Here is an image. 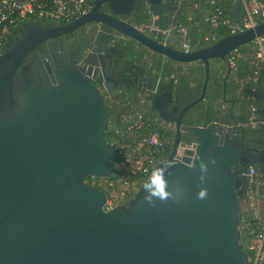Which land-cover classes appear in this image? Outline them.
Masks as SVG:
<instances>
[{"label":"water","instance_id":"95a60500","mask_svg":"<svg viewBox=\"0 0 264 264\" xmlns=\"http://www.w3.org/2000/svg\"><path fill=\"white\" fill-rule=\"evenodd\" d=\"M103 4L107 13L99 11ZM141 6L158 26L163 12L177 9L165 0H94L72 22L30 23L3 47L0 264H247L238 230L247 201L245 173L257 162L264 177V148L256 156L248 154L237 138L245 139L243 127L230 126L222 116L209 121L197 104L205 97L210 61L228 65V55L264 35V22L185 52L130 23ZM240 10L234 1L231 17ZM90 23L175 63L201 62L205 74L200 95L174 118L166 107L173 101L172 83L161 94L163 81L156 82L154 92L147 89L150 110L175 124L172 147L125 204L109 209L105 195L84 178H108L115 171V154L104 139L109 111L100 88L109 91L108 83L118 78L109 75L103 61L100 68L78 67L66 44L63 51L51 46L52 40ZM37 47L44 57L37 61L33 55L19 68ZM124 54L130 67L128 48L116 58ZM111 70L130 74L120 67ZM229 72L228 67L223 101ZM260 83L258 77L255 84ZM185 135L191 143L181 140Z\"/></svg>","mask_w":264,"mask_h":264},{"label":"trees","instance_id":"16d2710c","mask_svg":"<svg viewBox=\"0 0 264 264\" xmlns=\"http://www.w3.org/2000/svg\"><path fill=\"white\" fill-rule=\"evenodd\" d=\"M213 2V3H212ZM234 0H178L179 11L180 14L176 21L172 25L171 34L174 35V38L169 39V46L173 48H179L181 45V40L185 38V41L189 44L191 50H198L205 48L211 44H213L218 39L229 35L227 31H225L220 26L213 27L210 22L205 20V15L210 14L215 5H219L224 14H226L229 18L231 17L230 8L233 5ZM92 4V3H91ZM237 17V16H236ZM235 17V18H236ZM237 19V18H236ZM235 19V20H236ZM56 24L63 25L64 22L53 21ZM151 22V16L149 13L142 9L141 7L134 10L130 17V23L137 27H144ZM49 22H41L43 26H47ZM28 25H23V30ZM163 28H166L164 26ZM19 29L13 31L4 41V43L11 37H14L18 34ZM179 30V31H178ZM182 30L185 35L183 36ZM146 33V32H145ZM148 34V33H146ZM151 37L153 35L148 34ZM214 37V41H206L205 37ZM165 36L159 35L158 41L163 42ZM250 44L242 45L236 49L235 52H232L227 57L233 56L232 64L229 62V77L226 82V89H244V92L247 88V82L249 77L253 73V67L249 64V61L252 58V51L248 49ZM128 50L133 57L135 48L132 46V43H128ZM138 50V49H137ZM139 58H147V61L144 62L143 68L147 69L148 73L152 75H160L162 78L171 77L176 79H184L185 82L193 87V89L197 90V96L201 92V88L203 85V81L205 78L204 67L201 62L192 63L188 66L176 67L175 62L164 59L163 57L150 56L149 53L144 49H140ZM228 65L220 60H211L210 61V72H209V81L206 86V93L204 99L199 103V106L207 111V118L209 121H214L217 118L221 117V101L223 94V80L228 71ZM120 109L122 111H129V114H132L136 120H138V116L142 115L145 118H153L158 117L155 113H153L149 108H140L136 107L128 96L124 94L120 95L118 98ZM115 107V104L112 105ZM119 110V111H121ZM160 120V119H159ZM161 121V120H160ZM166 124V123H163ZM132 122L121 124V122L116 123L115 119L109 121L108 127L104 134V139L107 145L113 150L115 154V163H119L124 160V155L133 160L134 158L141 155V152L138 149L141 147L140 143L146 137H149L150 132L153 131L154 126L147 128H130ZM168 127L164 132L165 136L171 140L173 143L175 131L168 124ZM181 140L186 143H191V138L187 135L181 136ZM164 149L159 153H153L152 156L155 158V162H159L163 160L168 154L170 148ZM143 151V147L140 148ZM127 164H130L128 162ZM125 172L123 170H118L115 168V171L108 178H98L87 176L84 180L88 184L95 185L104 195L106 201L110 198H113L114 195H119L122 190L123 181L125 180ZM257 180L264 182V177L259 174L256 178ZM104 181L103 183H97V181ZM127 180L132 182L130 185V193L128 194L127 199L131 198L135 191L142 185L145 177L143 175L138 174V176H128ZM133 188V189H132ZM257 192L264 199V184L259 185L257 187ZM120 201L115 205L122 204L126 202ZM244 206L240 211V220H239V233H240V244L243 246L244 251L248 254L246 249V236H244L241 232V219L244 212Z\"/></svg>","mask_w":264,"mask_h":264},{"label":"flooded vegetation","instance_id":"af4514ba","mask_svg":"<svg viewBox=\"0 0 264 264\" xmlns=\"http://www.w3.org/2000/svg\"><path fill=\"white\" fill-rule=\"evenodd\" d=\"M165 2H168L169 5L173 7H177V9L175 11L163 12V16L158 21V23H160L159 27L163 28L164 26H166L172 28V25L180 14L178 0H165ZM141 8L146 10L144 6H141ZM99 11L101 13H107V5L103 4L100 7ZM168 23H170V25H168ZM22 30L23 27H20L18 30V34ZM84 32L85 35H83ZM144 32L153 35V38L155 40H157L158 36L161 35L150 31ZM18 34L14 37L9 38L5 43H3V45L1 46V52L5 44L9 40L17 38ZM174 37L175 36L169 32V34L165 36L163 43L169 45V39H172ZM130 42L131 41L127 40V38L123 37L112 29H109L101 24L90 23L73 31L70 34L62 35L56 38L55 40H52L51 46L58 51H63V44H66L68 46L67 51L71 54V59L75 61L78 67H92L93 69L97 67L100 68L101 63L103 61L105 63V68L110 71L109 75L118 78L117 83H114L112 81L108 83V86L110 87L109 91H107L102 86L100 88L104 103L109 111L108 123L113 118L115 119L116 123L121 122V124H126L130 121L128 118L129 115L127 113H130L131 110L122 111L120 109L118 98L122 94L128 96L131 101L134 102L133 104L136 107L149 108L150 104L149 101L146 99L148 96L147 89H150L152 92H154L155 84L158 80L163 81L162 86L164 87L159 89V94L166 91V86L172 83L171 93L173 101L168 104L166 103V107L168 112L171 113V116L173 118L176 117L180 112L181 108L185 104L190 103L194 98H197L201 92L197 96V90L193 89L191 85L187 84L184 79H174V76L162 78L160 75L157 76L148 73L147 69L143 68V64L145 61H147V58H139V51L140 49H144L147 53H149L151 57L157 56V54L150 52L144 47L138 46L133 42H131L132 45L137 47H135L134 49L135 52L133 58L130 61V63L132 62L130 64V67L127 66V61H125V59L127 58L125 57V54L122 56L120 55V58L116 57H118L120 51L122 52V50H125V48L127 51L128 43ZM33 55H35L37 61L41 60L44 57V54L41 53L40 49L37 47L33 51H31L28 57L23 60L19 68L22 65L28 63L29 58ZM233 56L231 55L230 57L226 58V62H228V65L229 60L232 59ZM174 66L186 67L188 65L176 63L174 64ZM114 67H120L121 70L123 69V71H128L129 69L130 74L117 75L111 70ZM255 82L256 81H253L250 76L247 82V88L245 92L242 88L236 90L229 88L226 89V100L221 101L222 105L224 104L228 106L221 107L222 120L228 122L230 126L238 125L244 128L245 139L243 140V142L240 140L239 136H237V138L241 143V148L252 156H256L264 148V126H262L264 124V81L261 80V83L259 85H256ZM107 94L111 98V103L106 97ZM199 103L197 104V108H201L199 106ZM114 104L115 107L112 106ZM237 106L242 107L240 109V112L233 113L232 115V108L234 109ZM173 109H175V114H172L174 113ZM233 122H235L236 124H234ZM168 125L175 131V124L172 123ZM253 167L259 172L260 166L257 162L254 163ZM125 203L126 202L122 204ZM242 206L245 207V201L242 202Z\"/></svg>","mask_w":264,"mask_h":264},{"label":"built area","instance_id":"2783aa9c","mask_svg":"<svg viewBox=\"0 0 264 264\" xmlns=\"http://www.w3.org/2000/svg\"><path fill=\"white\" fill-rule=\"evenodd\" d=\"M234 1H238L241 4L237 19L229 18L219 5H215L212 12L205 15V20L210 22L213 27L220 26L229 34H234L264 22V0ZM92 5L93 0H0V52L5 39L23 25L53 21L68 24L87 13ZM139 28L142 31L155 32L163 36H166L172 30L169 27L161 28L153 21ZM182 34L183 36L185 35L183 30ZM205 40L214 41V37H205ZM248 44H250L248 49L253 53L249 61V64L254 68L251 79L256 81L260 77L264 81V35ZM180 49L185 52L191 51L185 38L181 40ZM229 62L232 64V59ZM128 118L130 120L129 123L132 122L130 128H136L137 130L152 126L154 128L150 132L149 137H145L140 143V146L143 147V151L140 150L141 147L138 149L141 155L133 160L124 155V160L118 164L115 163L116 169L123 170L126 174L119 194L121 199L124 200L127 199L130 193V185L133 184L127 180V177L140 174L145 179L148 178L153 174V168L157 163L152 154L159 153L172 145L171 140L164 134L168 126L163 124L165 122L159 117L149 119L139 115L138 120H136L132 114H129ZM188 148H192L191 145ZM180 151L179 149L177 155H180ZM128 162L130 164H127ZM259 174L253 166L249 167L245 173L247 179V201L243 210L246 214L243 215L240 221V228L242 234L247 238V264H264V199L257 192V187L263 185L264 182L256 179ZM106 205L107 202L104 205L105 209L111 208Z\"/></svg>","mask_w":264,"mask_h":264},{"label":"rangeland","instance_id":"374dc122","mask_svg":"<svg viewBox=\"0 0 264 264\" xmlns=\"http://www.w3.org/2000/svg\"><path fill=\"white\" fill-rule=\"evenodd\" d=\"M106 97H107V99H108V101H110V103H111V98H110V96L107 94L106 95ZM222 105V104H221ZM223 107H228L227 105H223ZM103 183L104 181L102 180V181H97V183ZM120 201H124V199H121V196L120 195H114L113 196V198H109L106 202H107V207H112L113 205H115L116 203H119Z\"/></svg>","mask_w":264,"mask_h":264},{"label":"crops","instance_id":"0c3cea01","mask_svg":"<svg viewBox=\"0 0 264 264\" xmlns=\"http://www.w3.org/2000/svg\"><path fill=\"white\" fill-rule=\"evenodd\" d=\"M184 65H190V64H184ZM224 105V104H223ZM223 105L221 107H223Z\"/></svg>","mask_w":264,"mask_h":264}]
</instances>
